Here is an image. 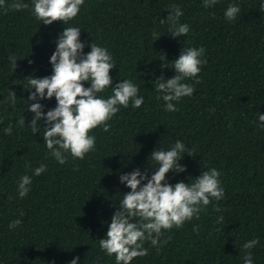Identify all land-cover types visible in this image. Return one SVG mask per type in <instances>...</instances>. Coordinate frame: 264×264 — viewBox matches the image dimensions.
I'll use <instances>...</instances> for the list:
<instances>
[{"label":"trees","instance_id":"16d2710c","mask_svg":"<svg viewBox=\"0 0 264 264\" xmlns=\"http://www.w3.org/2000/svg\"><path fill=\"white\" fill-rule=\"evenodd\" d=\"M20 2L28 8H0V264H70L77 257L78 264H116L99 239L130 192L120 177L139 169L150 179L158 170L153 151L170 150L178 140L187 150L179 161L186 171L170 172L166 181L192 183L215 168L224 198L203 207L198 220L163 232L157 246L146 241L148 255L131 264H244L243 245L253 239L259 240L248 250L253 264H264V127L257 115H264V0H218L211 8L203 0H85L73 20L51 25L35 18L32 0ZM232 4L241 12L230 22L225 12ZM174 7L190 27L185 37L173 38L169 24L160 23ZM65 27L80 28L85 55L94 42L107 48L115 64L112 86L131 80L144 103L121 108L108 121L109 131L89 133L94 151L83 160L66 153L61 165L44 144L47 125L38 122L40 132L32 133L34 114L25 101L35 91L28 77L53 74L50 58ZM192 47L205 49L207 63L184 81L194 94L173 102L177 111H166L154 81L173 78L172 62ZM9 91L16 93L15 106ZM111 94L109 87L99 95ZM38 102L45 115L56 107L54 97ZM23 116L25 126L19 124ZM9 124L11 135L4 132ZM41 165L46 171L37 177ZM24 175L32 178L31 190L20 198ZM15 219L22 223L10 230Z\"/></svg>","mask_w":264,"mask_h":264},{"label":"clouds","instance_id":"9594fccd","mask_svg":"<svg viewBox=\"0 0 264 264\" xmlns=\"http://www.w3.org/2000/svg\"><path fill=\"white\" fill-rule=\"evenodd\" d=\"M33 15L44 25L54 22L67 24L79 14L85 0H32ZM218 0H203V7L211 8ZM264 8V4L261 5ZM0 8L5 11H21L28 8V4L13 0L6 5L5 0H0ZM163 24H169V33L173 38L185 37L190 31L188 24H181L180 17L183 11L174 7ZM241 12L235 4L229 5L225 17L234 21ZM81 30L78 27H65L63 33L56 41V51L50 58L53 74L41 79L28 77L31 95L25 101L28 111L34 114L31 120L33 134L40 132L38 122L43 121L44 144L56 159L63 165L67 162L66 153L73 159L83 160L85 156L95 150L96 138L90 135L94 129L103 127L109 131L111 120L121 108H128L131 103L138 109L144 103L143 97L138 96L139 88L131 80H123L113 87L110 72L115 68L113 57L105 47L98 46L95 42L90 45L91 51L84 54L85 44L80 41ZM159 39V38H158ZM157 40V39H156ZM205 49L187 48L173 63L175 76L170 79L154 81L155 91L162 95L157 99L165 102V110L177 111L173 102H179L184 97L194 94V87L185 83L188 79L196 78L201 66L206 64L203 59ZM12 67L16 70L17 59L9 57ZM90 87H85V84ZM199 83V80H196ZM109 87L112 94L103 98L99 94ZM56 100V107L44 114V106L40 100L52 98ZM16 93L9 91L8 101L15 106ZM258 115L260 126L264 127V115ZM25 126V118L19 121ZM12 125L4 129L5 134H12ZM186 147L181 141H176L174 146L167 151L154 150L151 159L158 165V170L149 179L139 169L130 174L121 175L120 182L125 184L130 192L122 196L118 210L111 218L106 237L99 239L101 251L108 256H114L116 264H131L134 258L145 257L148 249L145 242L157 246L160 237L165 231L173 228L180 229L194 217L199 219L203 207L208 206L212 200L219 202L224 198V189L221 187V172L215 168L202 172V175L193 179L192 183L177 182L172 185L166 181L170 172L183 173L186 168L179 164L186 152ZM188 156H193L188 152ZM22 158V157H21ZM46 171V165H41L34 170L35 176H40ZM147 181L146 183L142 182ZM32 178L24 175L18 183V194L24 198L29 193ZM11 198V197H9ZM216 211H221L218 203ZM23 216V212L20 213ZM223 222V217L218 218V223ZM20 219H15L9 224V229L21 225ZM259 243L253 239L243 245L247 254L243 257L244 264H253L250 249ZM79 258L73 259L70 264H78Z\"/></svg>","mask_w":264,"mask_h":264}]
</instances>
